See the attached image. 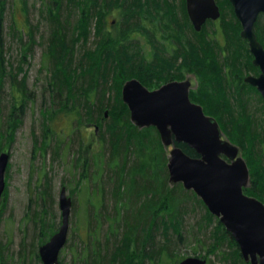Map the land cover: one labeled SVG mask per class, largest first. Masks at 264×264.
<instances>
[{"label":"trees","instance_id":"obj_1","mask_svg":"<svg viewBox=\"0 0 264 264\" xmlns=\"http://www.w3.org/2000/svg\"><path fill=\"white\" fill-rule=\"evenodd\" d=\"M5 1L0 0V22ZM41 3L40 14L46 27L43 33L46 37L40 36L47 64L45 92L59 109L76 110L79 124L94 125L99 130L96 133L101 147L99 153L90 160L84 157L81 164H76L80 169V183L92 177L99 184V188L90 190L92 197L87 199L90 205L86 212L87 229L91 228L92 221L99 222L100 217L103 220L107 215L105 208L108 207L104 204L107 198L108 212L111 211L106 216L110 223L108 230H121V239L111 247L101 246L95 238H81L84 250L75 255H80L77 257L80 264H174L186 258L179 255L180 246L194 243L199 247L209 235L213 241L206 245L203 257L224 249L218 255L226 264H249L244 262L238 245L218 219L207 235L213 215L194 192H186L177 184L170 188L168 157L157 130L139 129L131 123L120 92L128 81L127 73L138 77L146 87V69L168 75L170 68L175 71L179 57L183 65L194 67L202 86L197 93L190 91L191 101L201 105L204 113L218 122L224 137L239 148L251 177V186L243 191L264 202V132L244 97L239 60L243 58L247 42L240 36L241 25L229 2L226 0L225 6L230 9V15L226 7H219V19L202 26V29H211L212 41L208 42L200 37L203 30L200 34L194 33L169 0H41ZM185 7L183 3L182 11ZM226 17L228 20L231 17L233 24L226 22ZM255 33L264 46L263 15L257 19ZM28 34L30 38V30ZM90 36L94 39L92 43H89ZM161 36L168 38L165 45L176 50L174 62L169 64H165L170 61L165 58L156 62L162 57L159 56ZM141 41L144 45H140ZM146 44L151 46L154 59L151 62L146 61L150 55ZM12 67L0 54V95L6 85L10 95V112L3 125L0 124L6 136L17 130L24 108L33 100L25 82L12 73ZM248 67L252 73H259L258 68ZM51 110L43 112L47 120L53 117ZM1 131L0 152L7 139ZM176 146L190 157H198L187 145ZM91 165L95 171L90 174ZM49 188V180L44 177L36 186L35 198H30L25 218L34 230L33 250L27 253L38 263L40 257L35 247L39 249L47 242L60 225V219L47 222L44 217L47 199L51 198ZM32 202L36 207L30 212ZM200 210L203 216L188 226L183 216ZM3 253L0 243V264H6Z\"/></svg>","mask_w":264,"mask_h":264},{"label":"rangeland","instance_id":"obj_2","mask_svg":"<svg viewBox=\"0 0 264 264\" xmlns=\"http://www.w3.org/2000/svg\"><path fill=\"white\" fill-rule=\"evenodd\" d=\"M183 1L169 0V3H173L177 12L179 10L178 13H180L183 21L196 33L188 19L186 7L185 11H182V4L184 3L185 6V0ZM225 1L217 0L216 3L219 7H226ZM41 7V0H6L4 3V13L0 22V54L7 63L12 64V73L16 74L18 80L25 82L27 91L33 95V100L24 108L20 120L21 123L17 130L14 133L9 132L7 136L5 135V130H0L7 138L6 140L4 139V149L1 152H7L9 154L8 166L5 173V190L1 198L2 200H0V243L4 249L3 254L6 258V264H42L41 261L38 263L28 256L29 253H27V250H33L31 243L34 238V230L32 224L28 220H25V218L28 205L30 204V198L34 199L36 196V186L40 185L44 177H46L49 180L51 196L50 199H47L45 205L47 214L44 217L47 222L53 220L59 222L60 210L58 207V197L61 187L66 189L67 196L73 202L67 244H65L59 253V262L60 264H80L77 258L80 255H75H78V253L84 250V244L81 238L85 239L86 236L95 238L101 242H99L101 246L109 245L111 247L113 242L121 239V230H117V232L108 230L110 223L108 221L109 218H106V216H110L111 211L108 212L110 201L107 198L106 202H104L106 207H108L105 208L107 211L105 214L107 215L103 217V220L100 217L99 222L92 221L91 228L87 229L86 212L90 207L87 199L92 197L90 192L99 188V184L92 177L88 182L82 180L80 183V169H78L76 164H81L84 157L90 160L92 155L99 153L101 147L96 137V133L99 130L94 125L86 126L85 124H79L76 110L64 111L59 109V105L57 103L53 104L50 101V96L45 92L48 77L46 70L47 64H45V59L43 58L45 45H43L40 36L46 37V33L45 35L43 34L46 27L42 22L43 16L40 14ZM225 11L228 15L231 14L228 7H226ZM232 12L234 15L233 8ZM224 20L226 22L230 21L233 24L231 17H229V20L227 17ZM29 30L32 34L30 38L28 34ZM202 30L204 33L200 37L206 42L212 41L209 37L211 29L205 27ZM201 31L198 33L200 34ZM185 32L189 33V36L192 37L188 29H185ZM159 39L161 45L159 47V56L162 57L157 58L156 62L163 58L170 60L168 62L166 61L165 64L174 62L173 54L176 50L165 45L166 40H168L167 37L163 38L161 36ZM93 40V37L90 36L89 43H92ZM29 41H31L30 45H28ZM140 45H144V42L141 41ZM24 47L29 48L26 50ZM246 47L243 51V58L239 60L242 64V67H239V69H241L243 82L246 76L257 75L255 72L252 73L248 67V65L253 66V57L249 51L248 44ZM145 49L150 53L146 61H153L152 51H150L151 46L146 44ZM175 63V71L170 68L168 75H158V73H153L152 70L146 69L145 77L148 80L146 87L149 90H155L170 81H183L188 79L191 82L190 91L199 92L202 86L201 79L197 77L194 67L183 65L180 57ZM126 76L127 80L138 78L133 77V74L128 75V73ZM244 84V97L249 110L255 114L257 122L261 124L262 130H260L264 132V100L254 87L248 85L246 82ZM0 96V124L3 125L6 115L10 112V95L7 85L2 88ZM113 97H110V99H114ZM50 106L53 110H51ZM46 109L52 111L53 117L50 120H47L43 114ZM107 113L105 112L106 119H108ZM262 148L264 149V144ZM163 149L168 157L170 147ZM239 154L242 156L240 150ZM93 168L94 166L91 165L88 171L90 174L92 171H95V168L94 170ZM172 185L176 184H171L170 188H172ZM177 185L181 184L178 183ZM248 186H251V177H249ZM105 190L107 192V189ZM183 190L189 193L191 192L184 188ZM262 203L264 204V202ZM35 207L36 205L32 202L30 212ZM203 214V210L192 213L189 211L186 216H183L184 222L188 226L193 225ZM216 219L218 218L215 216L212 217L211 224L206 232L207 235L210 234L209 231L215 225ZM208 237L203 245L200 244V248L194 245V243H187V245L180 246V250L178 251L180 253L179 255L186 257L199 256L205 259L207 264H226L222 257L218 255L224 249H220L215 255L207 256L206 254V257H203L206 251V245H209L213 241L211 235ZM21 248H23L22 251ZM35 249L38 253V246ZM225 250L227 251V248ZM21 255L22 257L19 258Z\"/></svg>","mask_w":264,"mask_h":264},{"label":"water","instance_id":"obj_3","mask_svg":"<svg viewBox=\"0 0 264 264\" xmlns=\"http://www.w3.org/2000/svg\"><path fill=\"white\" fill-rule=\"evenodd\" d=\"M241 25L240 36L247 41L258 75H248L244 82L254 87L264 100V47L258 41L255 24L264 16V0H228ZM193 29L201 31L209 20L220 17L216 0H185ZM1 41V31H0ZM190 80L170 81L149 90L139 80L126 81L121 99L129 111L131 123L139 129L154 127L165 149L169 150L167 171L170 184L180 183L203 202L232 236L241 257L249 264H264V204L246 195L249 169L239 148L223 137L218 122L191 101ZM176 144H185L198 157H190ZM7 152H0V200L5 190ZM60 225L42 244L38 254L42 264H60L59 253L69 230L72 201L61 187L58 197ZM174 264H207L200 257L189 256Z\"/></svg>","mask_w":264,"mask_h":264},{"label":"bare ground","instance_id":"obj_4","mask_svg":"<svg viewBox=\"0 0 264 264\" xmlns=\"http://www.w3.org/2000/svg\"><path fill=\"white\" fill-rule=\"evenodd\" d=\"M6 194V193H5ZM247 195V194H246ZM5 196V195H4ZM2 200V199H1ZM57 231V230H56ZM51 238V237H50Z\"/></svg>","mask_w":264,"mask_h":264}]
</instances>
